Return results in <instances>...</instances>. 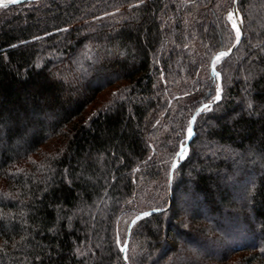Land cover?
<instances>
[{
	"label": "trees",
	"instance_id": "1",
	"mask_svg": "<svg viewBox=\"0 0 264 264\" xmlns=\"http://www.w3.org/2000/svg\"><path fill=\"white\" fill-rule=\"evenodd\" d=\"M232 4L0 8V264H125L152 210L127 264H264V0H237L168 188Z\"/></svg>",
	"mask_w": 264,
	"mask_h": 264
},
{
	"label": "snow or ice",
	"instance_id": "2",
	"mask_svg": "<svg viewBox=\"0 0 264 264\" xmlns=\"http://www.w3.org/2000/svg\"><path fill=\"white\" fill-rule=\"evenodd\" d=\"M4 2H5V0H0V4H4ZM11 2H15V0H11ZM138 2H140V0H138ZM232 3L235 4L236 0H232ZM129 6L131 7V5H129ZM234 16H235V14L233 11L227 12V20L231 23V28L235 32V42L239 43L240 38H241V30L238 27L236 20L234 19ZM234 46H235V44L233 45V47ZM231 51H232V47H229V48H227V50L218 51L214 55L210 56L209 67H210L212 76H214L216 81H217L216 87H215V96L212 97L211 99H209L207 103H202L196 109L197 114H199L200 112L212 111V105L218 104V102L222 99L223 89H222L221 83H220L221 74L217 70L216 65L219 64L224 57H227ZM116 95H117L116 93H113V96H116ZM120 98L122 99L123 97L121 96ZM105 107L107 108L108 106H105ZM248 107L252 108V104L249 103ZM195 119H196V117L192 116L188 121L186 129H184V128L181 129V133H186V134H184V139H183V141L180 142V144L178 146V150L175 152V157L171 161V169L167 172V178L169 181L172 179V170L176 169V167H177V160H184L189 153V148L185 145L184 141H188L193 137V135H194L193 122L195 121ZM181 133H177V135H180ZM150 158L151 157H149V159ZM142 215L148 216L149 213L144 212V213H142ZM116 242L118 245H121V243H122L120 239H117ZM126 250H127L126 245L120 247L121 253H125ZM125 259H127V256H125Z\"/></svg>",
	"mask_w": 264,
	"mask_h": 264
},
{
	"label": "water",
	"instance_id": "3",
	"mask_svg": "<svg viewBox=\"0 0 264 264\" xmlns=\"http://www.w3.org/2000/svg\"><path fill=\"white\" fill-rule=\"evenodd\" d=\"M31 1H35V0H15V2H11V0H5L4 4H0V8H5V7H9V6L17 5V4H22V3H27V2H31ZM232 11H233L234 14H235L234 18H235V20H236V23H237L238 27H239L240 30H241V36H242L241 21H240V19H239L238 12H237V0H236V3H235V4H232ZM240 39H241V38H240ZM239 42H240V41H239ZM237 45H238V43H235V46H234V47L232 46V51L236 48ZM232 51H231V52H232ZM231 52H230V53H231ZM230 53H229V54H230ZM196 115H197V112L195 111V113H194L193 116H196ZM193 123H194V122H193ZM189 141H190V140H188V141L185 143V145H186L187 147H188ZM180 161H181V160H177V166H178V164H179ZM172 173H173V170H172ZM170 187H171V180H170V181L168 180V188L170 189ZM155 212H157V211H156V210L148 211L149 214H153V213H155ZM142 217H143L142 213L138 214V215L133 219V221L131 222L130 226L133 224L134 221H136V220H138V219H140V218H142ZM130 226H129V228H128V232H127V236H126V241H125V244H124V245H126V247H127V245H128V240H129V230H130ZM124 245H123V246H124ZM125 253H126V252H125ZM125 253H121V255H122V258H123L124 263L127 264V262H126V260H125Z\"/></svg>",
	"mask_w": 264,
	"mask_h": 264
},
{
	"label": "rangeland",
	"instance_id": "4",
	"mask_svg": "<svg viewBox=\"0 0 264 264\" xmlns=\"http://www.w3.org/2000/svg\"><path fill=\"white\" fill-rule=\"evenodd\" d=\"M234 19H235V18H234ZM237 191H238V194H237V195H239L240 193L244 192L245 190L242 189V188H240V189H238ZM233 196H234V195H233ZM233 196L229 199L230 201H235L236 198L233 197ZM180 200H181V201L184 200L185 202H188V199H186V198H184V197H181ZM177 209L180 210L181 208H180L179 206H177ZM189 209H190V210L192 209V211H195V210H196V207H195L193 204H191ZM223 223H224V222H223ZM196 258H197V257H192L191 259L184 260V261L182 262V264H187L190 260H191V261H192V260H196Z\"/></svg>",
	"mask_w": 264,
	"mask_h": 264
}]
</instances>
